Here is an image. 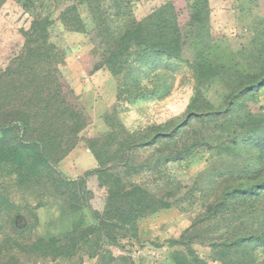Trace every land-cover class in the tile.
<instances>
[{
    "label": "rangeland",
    "instance_id": "374dc122",
    "mask_svg": "<svg viewBox=\"0 0 264 264\" xmlns=\"http://www.w3.org/2000/svg\"><path fill=\"white\" fill-rule=\"evenodd\" d=\"M206 2L0 0V264H264V0Z\"/></svg>",
    "mask_w": 264,
    "mask_h": 264
},
{
    "label": "trees",
    "instance_id": "16d2710c",
    "mask_svg": "<svg viewBox=\"0 0 264 264\" xmlns=\"http://www.w3.org/2000/svg\"><path fill=\"white\" fill-rule=\"evenodd\" d=\"M200 1L201 3L204 4L207 3L206 0H200ZM159 39L160 40L157 41L158 46H156L157 47L156 49L157 51L167 53L168 57H170L174 53L172 50H170V48L172 46H178L182 42L181 41L182 38L180 39L178 33L177 34L175 33V35L173 34L170 35L166 32H161ZM63 106H64L63 104H60V107ZM47 109L45 110L47 111ZM29 123L30 122L28 119V122L26 120H11L9 124L20 125L21 127L19 130L20 135L26 137V135L29 134L28 133ZM48 125L47 123H44L40 130L44 131L45 135H50V137L48 138H50L51 140L57 141V144L55 145V153H57V155L59 153L58 156L62 157L63 155H65L67 152H69L71 149L74 148V143H75L74 138L77 135V133L85 126V119L82 113H80V110L77 108L76 111L73 112L72 117H70V119L67 120L66 122L57 123L53 125L52 128ZM3 128L4 126L0 125V130H2ZM54 131H56L57 133L54 134ZM32 137H33V132L30 131V137L28 138V140L25 138L23 139V141L21 142V147H24L26 151H29L30 148L38 147V160L45 167V170H43L44 173L47 174L48 177L50 176L53 177V180L58 185L70 184L67 182L68 180H66L63 176L56 173V169L54 168L51 159L53 155L44 149L41 141L32 140ZM26 154L30 156V153L26 152Z\"/></svg>",
    "mask_w": 264,
    "mask_h": 264
}]
</instances>
